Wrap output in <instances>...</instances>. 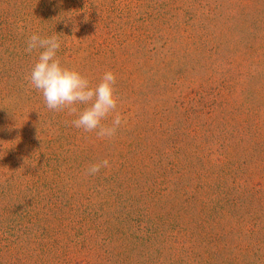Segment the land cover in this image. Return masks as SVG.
Here are the masks:
<instances>
[{"label":"trees","instance_id":"1","mask_svg":"<svg viewBox=\"0 0 264 264\" xmlns=\"http://www.w3.org/2000/svg\"><path fill=\"white\" fill-rule=\"evenodd\" d=\"M130 1L0 0V93L29 82L30 36L58 34L62 62L93 85L111 70L117 110L139 109L101 150L67 111L39 115L58 135L27 139L29 169L11 166L26 149L4 131L0 264H264V109L225 117L236 59L213 44L220 32L195 35V1Z\"/></svg>","mask_w":264,"mask_h":264},{"label":"rangeland","instance_id":"2","mask_svg":"<svg viewBox=\"0 0 264 264\" xmlns=\"http://www.w3.org/2000/svg\"><path fill=\"white\" fill-rule=\"evenodd\" d=\"M154 1L156 0H131L126 4L127 9L146 10L145 6ZM191 1H195L193 14L195 13L199 17L196 25L192 26L195 35L198 34L197 31L209 30L210 33L216 35L220 32L219 37L213 40V44L219 45L220 49L230 53L233 59H236L234 69L229 72L230 83L228 84L229 94L227 95L226 112H224L225 117L232 118L235 115L232 109L245 106L246 103L257 104L260 109H264L261 107L264 106V0H204L199 4L196 0ZM188 43L176 47L179 58H182L183 54L186 53V49L189 47ZM158 52L163 54L164 51L159 50ZM189 58V60L196 62L199 59L202 60L198 52L192 53ZM68 62L69 60L62 63L69 67ZM72 68L80 70L77 65ZM198 76V83L211 81L212 85L216 86L221 79L218 76H216L217 82L208 79L204 72H200ZM25 80L26 78L23 82ZM23 85L14 84L6 93H4L5 91L0 93V145H6L5 141L8 135L4 131L11 128L14 132L10 134L18 136L22 146L26 149L25 152L20 153L11 166L13 167L15 161H19L24 163L25 169H29L28 161H25L28 156L27 150L31 151L26 143L27 139L38 135L37 131L39 130L43 131L41 137L38 138L39 141L42 139L41 144L58 135L56 126L51 123L43 124L39 115L50 116L52 112L60 114L62 111L47 109L40 92L32 88L29 82H26V86ZM79 107L82 108L83 106ZM135 110L136 112L129 111L122 115L126 117L127 123L121 127L124 128L130 121L132 122L133 117L139 111L138 107L135 106ZM65 111L68 113L67 109ZM69 117L72 120L77 118L75 115H69ZM103 140L107 141V139ZM88 143L90 145L95 143L94 148L101 150L102 138H98L96 133L92 132ZM43 147H47V144H43ZM0 173H2V167H0ZM7 175H0L2 181ZM91 256L92 258L95 257L94 254Z\"/></svg>","mask_w":264,"mask_h":264},{"label":"clouds","instance_id":"3","mask_svg":"<svg viewBox=\"0 0 264 264\" xmlns=\"http://www.w3.org/2000/svg\"><path fill=\"white\" fill-rule=\"evenodd\" d=\"M61 44L58 34L50 37L38 34L30 36L25 51H37L38 58L26 80L40 92L47 109H67L69 115H75L77 118L71 122L74 127L95 132L98 138L114 137L117 130L127 123L126 117L117 110L120 98L115 87L116 75L107 70L99 82L93 85L86 75L62 63L57 55ZM109 116H112L111 123H104ZM109 167V160L105 158L91 164L85 175L94 176L102 168Z\"/></svg>","mask_w":264,"mask_h":264}]
</instances>
